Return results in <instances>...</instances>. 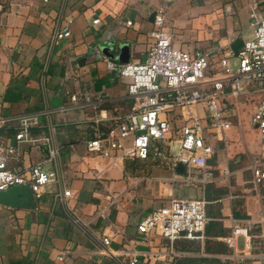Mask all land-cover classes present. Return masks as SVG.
Returning <instances> with one entry per match:
<instances>
[{
  "label": "crops",
  "instance_id": "1",
  "mask_svg": "<svg viewBox=\"0 0 264 264\" xmlns=\"http://www.w3.org/2000/svg\"><path fill=\"white\" fill-rule=\"evenodd\" d=\"M165 2L172 42L186 50L227 48L235 37L251 33L243 0H236L231 15L208 0H28L1 13L0 139L15 143L21 118L36 115L39 124L31 134L49 136L59 148L61 178L44 185L32 208L0 203V264H127L121 249L129 241L138 253L135 264H148L144 253L149 248L152 255L164 252L168 264L179 258L180 264H188L186 258L191 264H211L195 259L201 256L251 264L260 254L254 229L250 247L242 233L233 246L223 240L233 224L244 225V218L262 208L247 167L259 148L257 130L249 123L237 117L225 132L226 144L212 141L207 161L218 177L204 186L191 181L185 165L178 170L152 156L108 165L86 148L95 115L110 117L132 104L128 79L107 68L99 45L125 41L129 60L143 59L151 41L150 14ZM64 26L70 34L54 37ZM19 150L25 167L46 153L41 139L19 142ZM56 166V161L44 163L48 170ZM225 168L230 176L222 174ZM62 185L75 195L62 198ZM196 196L208 200L202 241L178 238L180 252L171 256L166 240L138 231V220L152 210L173 198ZM104 235L111 238L108 245Z\"/></svg>",
  "mask_w": 264,
  "mask_h": 264
},
{
  "label": "built area",
  "instance_id": "2",
  "mask_svg": "<svg viewBox=\"0 0 264 264\" xmlns=\"http://www.w3.org/2000/svg\"><path fill=\"white\" fill-rule=\"evenodd\" d=\"M211 1L219 4L222 14L235 13L236 0ZM243 3L251 33L242 39L237 53L230 47L190 51L172 44V35L166 28L165 2L155 9L153 27L148 32L151 41L143 59L123 62L104 54L107 68L128 79L127 93L132 104L127 111L110 117L95 115L92 119L95 132L85 140V145L88 151L106 158L108 165L124 158L149 156L172 168L182 162L191 174V181L204 186L218 177L207 161L214 152L209 134L216 140L224 139L226 144L225 132L233 125L241 101H253L250 122L257 130L259 148L247 167L262 208L257 216L244 218V225L233 224L223 240L233 246L235 236L242 233L246 236V246L250 247L254 229L261 252L251 264H264V0H243ZM92 21L97 22L98 18ZM69 34L70 29L64 26L54 32V37ZM71 97L76 98L74 94ZM38 124L36 115L23 117L15 132V143L0 139V189L27 183L37 199L45 184L61 178L57 162L59 148L49 136L31 134V128ZM40 139L45 145V155L25 167L20 161L19 142ZM47 161H56L57 169H45ZM222 174L230 176L231 171L225 168ZM74 195L70 187L62 185V198ZM207 202L204 196L173 198L140 218L137 229L149 239L155 233L167 241L171 256L178 255V238L203 240ZM101 239L108 245L111 238L104 235ZM121 254L127 264L138 260L132 241L121 249ZM144 256L148 264H168L164 252L152 255L149 248Z\"/></svg>",
  "mask_w": 264,
  "mask_h": 264
},
{
  "label": "water",
  "instance_id": "3",
  "mask_svg": "<svg viewBox=\"0 0 264 264\" xmlns=\"http://www.w3.org/2000/svg\"><path fill=\"white\" fill-rule=\"evenodd\" d=\"M201 1V0H198ZM155 10L150 14L153 19ZM242 45V38L237 36L230 42V48L237 53ZM99 49L106 55L115 58L118 61H128L130 56L129 44L125 41L114 43L100 44ZM184 167L182 162H177L176 168L182 170ZM0 203L10 206L34 207L35 198L30 186L27 183H15L4 189H0Z\"/></svg>",
  "mask_w": 264,
  "mask_h": 264
},
{
  "label": "rangeland",
  "instance_id": "4",
  "mask_svg": "<svg viewBox=\"0 0 264 264\" xmlns=\"http://www.w3.org/2000/svg\"><path fill=\"white\" fill-rule=\"evenodd\" d=\"M28 0H0V16H1V13L5 10H7L8 8H10L11 6H14V5H18V4H21V3H25L27 2ZM209 3H212L211 0H208ZM172 44H174L172 42ZM242 104L240 105V108H239V114L237 115V117L243 121V123H249V125H252L251 122H250V113H251V110H252V105H253V101H250V100H242L241 101ZM235 117L233 118L234 119V123H236V120H238V118ZM247 128H248V125H247ZM253 128V126H252ZM209 140L208 141H213L215 140V137L214 136H208Z\"/></svg>",
  "mask_w": 264,
  "mask_h": 264
},
{
  "label": "trees",
  "instance_id": "5",
  "mask_svg": "<svg viewBox=\"0 0 264 264\" xmlns=\"http://www.w3.org/2000/svg\"><path fill=\"white\" fill-rule=\"evenodd\" d=\"M156 162H159V163H161L159 160H157L156 158L154 159ZM162 164V163H161ZM205 225H206V222H205ZM205 233H206V230H205V226H204V235H205ZM206 249H207V247H206ZM211 258V257H210ZM208 258V257H205V256H201V257H197V258H195V259H198V260H200V261H203V262H207V261H209V262H211V264H229V262H228V260H225V261H223V262H221V260H219L218 258ZM181 258H179L176 262V264H180L181 263ZM192 259L191 258H186V262H188V264H191L192 263Z\"/></svg>",
  "mask_w": 264,
  "mask_h": 264
}]
</instances>
